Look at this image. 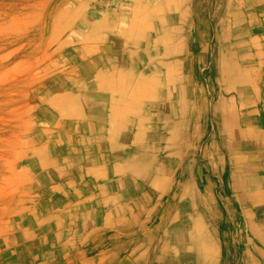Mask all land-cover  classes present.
I'll return each instance as SVG.
<instances>
[{
  "label": "rangeland",
  "instance_id": "374dc122",
  "mask_svg": "<svg viewBox=\"0 0 264 264\" xmlns=\"http://www.w3.org/2000/svg\"><path fill=\"white\" fill-rule=\"evenodd\" d=\"M0 264H264V0H0Z\"/></svg>",
  "mask_w": 264,
  "mask_h": 264
},
{
  "label": "bare ground",
  "instance_id": "6f19581e",
  "mask_svg": "<svg viewBox=\"0 0 264 264\" xmlns=\"http://www.w3.org/2000/svg\"><path fill=\"white\" fill-rule=\"evenodd\" d=\"M227 15H228V14H227ZM248 27H249V26H248ZM234 28H236V27H234ZM240 28H241V27H240ZM226 29H227V28H226ZM227 31H228V29H227ZM239 92L241 93V90H240ZM98 104H99V106L101 105V103H98ZM223 107H224V105H223ZM226 109H227V108H225V112L222 113V116H223V118H225L227 121H229V120H228V117H229V116H227V118H226V112H227ZM223 111H224V110H223ZM245 134H246V133H245ZM245 134H243V135H245ZM247 135H248V134H247ZM239 136H242V135L240 134ZM249 137H251V136L248 135V139H249ZM228 142H229V141H228ZM228 144H229V143H228ZM186 236H187V235H186ZM193 263H194V262H193Z\"/></svg>",
  "mask_w": 264,
  "mask_h": 264
}]
</instances>
